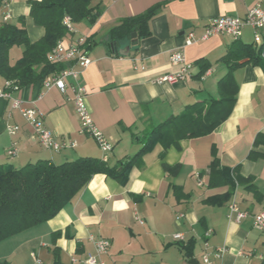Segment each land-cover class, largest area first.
<instances>
[{"label": "crops", "instance_id": "crops-1", "mask_svg": "<svg viewBox=\"0 0 264 264\" xmlns=\"http://www.w3.org/2000/svg\"><path fill=\"white\" fill-rule=\"evenodd\" d=\"M30 1L8 0L0 8V21L23 23L36 42L45 35V27L35 23ZM255 4L264 8V0H92L91 6L100 11L96 20L74 22L75 31L63 39L68 44L86 36L92 44L91 63L83 69L76 66L77 78L66 77V91L43 81L12 91L21 106L39 110L47 127L75 146L60 151L44 148L13 99L0 96V165L22 168L39 160L61 164L80 157L103 158L96 139L80 131L73 100V88L79 87L88 92L86 102L95 125L113 144L108 164L132 158L151 128L189 105L219 96L218 83L228 72L222 58L236 40L252 44L256 51L264 46V28L258 42L251 26H245L238 38L226 34L201 38L210 20L243 17ZM154 6L159 7L149 21L150 35L111 40V30L122 20ZM190 32L195 40L186 45ZM179 47L192 64L190 73L175 83L158 82L179 69L171 61V53ZM23 51V46H13L10 64ZM232 78L237 86L235 104L213 132L167 149L155 144L142 156V164L132 167L125 183L106 174L94 175L57 216L0 241V264H84L72 258L94 253V240L101 237L111 241L109 264H192V258L205 264V254L214 264H261L264 231L254 227V214L264 209V141L255 144V140L264 135V67L245 64L233 71ZM6 84L0 73V89L6 90ZM13 125L19 126L15 134L9 131ZM11 146L17 150L14 156L7 153ZM252 150L257 157L250 156ZM214 152L222 165L237 167L241 176L250 177L220 204L208 202L229 189L209 186ZM232 199L248 216L238 220L230 212ZM177 233L182 240L174 238ZM182 244L191 247L192 257ZM221 247L225 252L215 258Z\"/></svg>", "mask_w": 264, "mask_h": 264}, {"label": "trees", "instance_id": "trees-1", "mask_svg": "<svg viewBox=\"0 0 264 264\" xmlns=\"http://www.w3.org/2000/svg\"><path fill=\"white\" fill-rule=\"evenodd\" d=\"M91 2L92 0H31V16L36 24L45 27V35L36 42L30 40L23 23L19 26L0 21V73L7 81L23 87L43 81L50 74L62 70L65 66L50 62L48 55L70 33L63 24V18L70 15L74 22L84 19L95 21L100 11H95ZM3 5V0H0V8ZM158 7L154 6L143 14L122 20L120 25L111 30V40L131 38L133 33H137V38L150 35L149 21ZM91 45L87 39L86 48L90 49ZM13 46L24 47L23 56L14 65L9 61ZM222 59L228 72L218 83L219 96L208 97L189 105L183 113L151 128L142 148L128 160L114 166H110L104 157H80L61 164L39 160L22 168L10 164L0 165V241L57 216L78 197L94 175L106 174L125 183L132 167L135 164L141 165L142 156L152 150L155 144L161 143L167 149L178 145L183 139L197 138L213 132L228 118L236 101L237 86L232 78L233 71L245 64L264 67V46L256 51L252 44L241 45L236 40ZM263 141L264 135L258 134L255 144ZM250 156L257 157V154L252 150ZM165 168L171 170L166 164ZM237 169L222 165L214 152L208 171L209 186L226 185L229 189L221 196L209 198V203L220 204L230 200L237 186L250 178L241 176ZM181 247L187 256L192 257L191 247L184 244ZM261 264H264V258Z\"/></svg>", "mask_w": 264, "mask_h": 264}, {"label": "built area", "instance_id": "built-area-1", "mask_svg": "<svg viewBox=\"0 0 264 264\" xmlns=\"http://www.w3.org/2000/svg\"><path fill=\"white\" fill-rule=\"evenodd\" d=\"M8 0H3L4 4ZM63 24L67 27L71 33L75 31V25L70 15H65L63 18ZM245 26H251L255 32V40L260 41L261 33L260 30L264 28V8L260 4H255L249 8L245 16H220L209 21L206 25L204 33L202 34L203 39H207L215 34H226L234 38H238ZM86 36L79 37L76 41L66 44L64 40H60L57 45L51 50L48 55L50 62L56 64H62L65 67L47 76L43 83L46 86L56 85L62 91H66L68 83L66 77L71 75L75 78L78 77L79 69L87 67L92 59L89 56V49L86 48L87 42ZM195 40V34L190 32L186 38V45H190ZM171 61L173 64L179 66L176 72L168 73L160 78L158 82L175 83L181 80H185L187 75L192 69V64L186 61L184 48L179 47L173 50L171 53ZM7 89H0V96L13 99V106L20 109L21 114L24 118L32 124L34 128L35 136L38 138L40 144L50 150L60 151L65 147L75 146V142L68 139H59L55 133L47 127L43 114L36 108H28L21 106L20 99L12 96L13 90H18L20 87L13 81H7ZM74 96L73 100L76 104V111L80 120V131L88 136L96 139L101 150L104 153V158L107 159L109 152L113 150V144L105 137L103 132L97 128L94 123L92 114L88 108L86 97L87 90L84 87L73 88ZM19 130V126L13 125L9 128L11 134H15ZM17 150L14 146L8 148L7 153L11 156L16 154ZM230 212L237 214V219L240 220L248 216V212L243 211L236 199H232L229 205ZM254 227L259 231H264V209L254 214ZM176 240H182L183 235L177 233L174 235ZM95 252L88 253L83 259L73 257L74 263L84 264H109L106 260V255L109 253L111 247V241L108 238H98L94 240ZM225 248L221 247L216 249L214 252L215 258H220L225 252ZM213 258L210 254L203 256L205 264H214Z\"/></svg>", "mask_w": 264, "mask_h": 264}, {"label": "water", "instance_id": "water-1", "mask_svg": "<svg viewBox=\"0 0 264 264\" xmlns=\"http://www.w3.org/2000/svg\"><path fill=\"white\" fill-rule=\"evenodd\" d=\"M132 37H133L134 39H136V37H137V33H133V34H132ZM127 53H128V52H126L125 54H127ZM190 261H191L192 264H198L197 260L194 259V258H192Z\"/></svg>", "mask_w": 264, "mask_h": 264}, {"label": "rangeland", "instance_id": "rangeland-1", "mask_svg": "<svg viewBox=\"0 0 264 264\" xmlns=\"http://www.w3.org/2000/svg\"><path fill=\"white\" fill-rule=\"evenodd\" d=\"M1 250V249H0Z\"/></svg>", "mask_w": 264, "mask_h": 264}]
</instances>
